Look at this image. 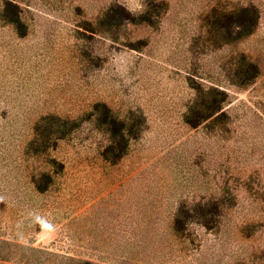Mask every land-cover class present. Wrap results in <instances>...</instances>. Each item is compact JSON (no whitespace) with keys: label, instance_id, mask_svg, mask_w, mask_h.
<instances>
[{"label":"rangeland","instance_id":"obj_1","mask_svg":"<svg viewBox=\"0 0 264 264\" xmlns=\"http://www.w3.org/2000/svg\"><path fill=\"white\" fill-rule=\"evenodd\" d=\"M9 1L26 35L0 0V264H264V0ZM112 8L157 22L112 27ZM98 105L126 121L118 160ZM183 206L215 227L176 232Z\"/></svg>","mask_w":264,"mask_h":264},{"label":"trees","instance_id":"obj_2","mask_svg":"<svg viewBox=\"0 0 264 264\" xmlns=\"http://www.w3.org/2000/svg\"><path fill=\"white\" fill-rule=\"evenodd\" d=\"M19 6L12 1L6 0L5 7L2 13V18L8 23H11L17 27L19 31H21V35L25 36L26 32H24V23L22 22V19L19 14ZM114 9H110L104 16L102 22H107L110 26H116L121 25L123 22H133V23H139V22H148L150 24H155L157 20H155L154 17H152L151 12L142 14L141 16H133L131 14H127V12L124 11L123 14L117 15L113 14ZM231 17V24H234L236 30L234 34V40L241 39L247 35L253 34L257 27L260 24V18H261V10L256 5H250L247 7L240 8L236 12L229 15ZM225 18L228 16H224ZM221 21V20H220ZM227 22H219L222 28L227 27ZM239 74H243L245 79L242 82L243 85L247 84L248 81L253 80L257 74H258V67L254 63H245V58L242 60L241 67L239 69ZM221 102L220 99L214 98L212 102L207 103L205 108L207 109H213V111H221V107H219V103ZM200 103V102H199ZM204 105V102L201 104ZM218 105V106H217ZM98 107H104L106 108V111L102 113L101 118V124L105 127L106 132L110 135L112 139V143L108 148L106 149L105 154L108 155V153L111 154V157H114V159L118 160L119 158L123 157V155L126 153L125 149H127L128 146V139L126 138V121L120 120L117 116H115L110 109H107L105 105H98ZM202 110H197L198 115H201ZM207 116L204 114L202 117H188L187 123L190 124L193 127H196L202 123V121ZM61 121L60 118L57 117H47L43 119V122H45V125L52 124L53 122H59ZM44 124V123H43ZM76 123L73 122V131L76 127ZM66 126H68V123H64L63 127L57 130L58 137L57 140L65 138V136L68 134V131L66 130ZM41 127V126H39ZM47 128V129H48ZM46 129V130H47ZM51 133H56L55 131ZM46 146V141H44ZM46 185L45 184H37V190L40 192L46 191ZM192 212H196L199 220L202 224H204L208 228H214L216 220L213 217L215 212L213 210H205L204 212L200 213L196 209H188L186 206H183L179 209V212L177 214V217L175 219L174 229L176 232L184 234L186 231H188L190 224L193 223L195 218L197 217ZM91 264V263H87Z\"/></svg>","mask_w":264,"mask_h":264}]
</instances>
